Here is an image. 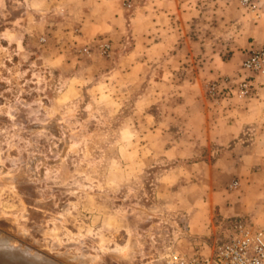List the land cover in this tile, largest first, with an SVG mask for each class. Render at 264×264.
I'll use <instances>...</instances> for the list:
<instances>
[{"label":"rangeland","instance_id":"rangeland-1","mask_svg":"<svg viewBox=\"0 0 264 264\" xmlns=\"http://www.w3.org/2000/svg\"><path fill=\"white\" fill-rule=\"evenodd\" d=\"M259 49L264 0H0V264H160L264 229Z\"/></svg>","mask_w":264,"mask_h":264},{"label":"built area","instance_id":"built-area-1","mask_svg":"<svg viewBox=\"0 0 264 264\" xmlns=\"http://www.w3.org/2000/svg\"><path fill=\"white\" fill-rule=\"evenodd\" d=\"M264 64V50H253L245 66L260 68ZM160 264H264V229L254 228L245 220L235 223L233 235L216 243L211 251L199 248L192 253L170 250Z\"/></svg>","mask_w":264,"mask_h":264},{"label":"bare ground","instance_id":"bare-ground-1","mask_svg":"<svg viewBox=\"0 0 264 264\" xmlns=\"http://www.w3.org/2000/svg\"><path fill=\"white\" fill-rule=\"evenodd\" d=\"M2 237H3V236H2ZM6 239H7V238H6ZM3 243H4V242H3ZM1 244H2V243H1ZM6 244H7V243H6ZM6 244H5V246H8V245H9V244H8V245H6ZM2 245H3V244H2ZM9 247H11V244L9 245ZM10 249H13V246H12ZM10 249H7V250H10ZM22 249H23V248H22ZM11 251H12V250H11ZM14 251H15V250H14ZM17 251H18V250H17ZM29 252H30V251H29ZM29 252L27 253V254H29V257H37V256H38V255L35 256V254H30L31 252H30V253H29ZM5 253H6V251H5ZM32 253H33V252H32ZM7 254H8V252H7ZM18 254H21V253H18ZM14 255H17V253H15ZM30 255H32V256H30ZM33 255H34V256H33ZM3 258H5L6 260L12 262L13 264H23V263H21V262H19V261H15L16 259L13 260L14 258H12V257H10V256H8V255L3 256ZM15 258H16V257H15ZM38 258H39V257H38ZM40 258H41V257H40ZM36 259H37V258H36ZM36 259H35V260H36ZM6 260H5V261H6ZM8 261H7V262H8ZM1 263H3V264L5 263V264H6V262H4V261L1 262Z\"/></svg>","mask_w":264,"mask_h":264}]
</instances>
